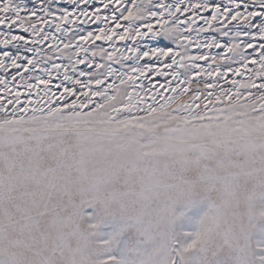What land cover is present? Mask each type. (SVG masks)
<instances>
[{"label": "snow or ice", "instance_id": "snow-or-ice-1", "mask_svg": "<svg viewBox=\"0 0 264 264\" xmlns=\"http://www.w3.org/2000/svg\"><path fill=\"white\" fill-rule=\"evenodd\" d=\"M0 264H264V0H0Z\"/></svg>", "mask_w": 264, "mask_h": 264}, {"label": "rangeland", "instance_id": "rangeland-1", "mask_svg": "<svg viewBox=\"0 0 264 264\" xmlns=\"http://www.w3.org/2000/svg\"><path fill=\"white\" fill-rule=\"evenodd\" d=\"M87 211V210H86ZM196 211L195 209L192 210L191 214L195 215L196 214Z\"/></svg>", "mask_w": 264, "mask_h": 264}]
</instances>
